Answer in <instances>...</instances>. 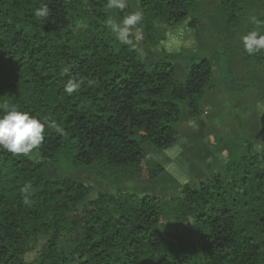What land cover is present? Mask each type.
<instances>
[{
  "label": "trees",
  "instance_id": "1",
  "mask_svg": "<svg viewBox=\"0 0 264 264\" xmlns=\"http://www.w3.org/2000/svg\"><path fill=\"white\" fill-rule=\"evenodd\" d=\"M138 2L145 35L131 47L105 27L106 0H0V102L65 130L46 123L28 156L0 150V264H264V148L246 149L264 145V128L247 129L264 102V51L250 56L240 40L253 18L264 21V0ZM42 4L44 19L34 15ZM160 21L214 45L232 124L204 136L222 168L165 198L151 192L165 167L145 144L165 151L181 138L184 110L203 116L214 67L163 36ZM70 78L85 81L72 95ZM77 231L72 250L59 245Z\"/></svg>",
  "mask_w": 264,
  "mask_h": 264
},
{
  "label": "rangeland",
  "instance_id": "2",
  "mask_svg": "<svg viewBox=\"0 0 264 264\" xmlns=\"http://www.w3.org/2000/svg\"><path fill=\"white\" fill-rule=\"evenodd\" d=\"M128 7L133 11L141 6L138 0H129ZM109 16L116 18L111 10L105 9ZM118 19V18H116ZM70 25L74 26L73 21ZM78 24L75 25V28ZM159 32L169 38L176 47H184L192 50H201L207 53V56L214 67V77L212 90L209 91L208 98L204 102L205 111L200 119L191 121L187 119V111H183V122L181 124V138L173 147L161 151L155 149L150 143L145 144V151L155 161L165 167V174L161 179L153 184L151 192L160 197H169L178 193L181 186L186 182H194L201 178L207 177L222 168L225 158L213 152L210 146L204 140L207 127H213L219 132L225 134L232 131V124L229 121L224 106L222 96L218 90L217 78L220 67V59L216 58L215 52H212V45L209 40L205 42V37L198 35L194 29H189L185 23L176 25H166L165 22L158 23ZM144 32L136 33L134 40L141 43L144 38ZM208 39V38H207ZM208 47H207V46ZM179 79H183V75L178 74ZM264 102H259V113L255 115V121H252L247 127L251 133H259L264 126ZM255 108H258V107ZM264 148L259 143H251L246 145L249 152H257ZM33 154V153H32ZM79 236V231L75 232L65 241L60 242V246L73 249L74 242ZM30 257V256H29Z\"/></svg>",
  "mask_w": 264,
  "mask_h": 264
},
{
  "label": "clouds",
  "instance_id": "3",
  "mask_svg": "<svg viewBox=\"0 0 264 264\" xmlns=\"http://www.w3.org/2000/svg\"><path fill=\"white\" fill-rule=\"evenodd\" d=\"M128 3L129 0H106L105 8L107 10H124L128 7ZM50 11L47 4H42L35 9L34 15L44 19L50 15ZM143 19V12L137 9L125 14L121 19L107 16L104 24L121 45L135 47L134 37L137 32L142 30ZM251 23L256 26L240 38L244 51L250 56L264 51V32L261 31L264 21L253 18ZM68 71V68L63 69L64 74H67ZM84 83L82 78H70L64 85V91L68 95L78 93ZM46 123L56 133L64 134V128L58 123L50 122L47 118L42 120L7 100L0 102V150L23 156L38 151L45 139ZM31 190L32 185L27 182L21 188L22 202L26 205L29 203Z\"/></svg>",
  "mask_w": 264,
  "mask_h": 264
},
{
  "label": "crops",
  "instance_id": "4",
  "mask_svg": "<svg viewBox=\"0 0 264 264\" xmlns=\"http://www.w3.org/2000/svg\"><path fill=\"white\" fill-rule=\"evenodd\" d=\"M258 105V104H257ZM256 105V106H257ZM255 106V107H256ZM263 106H264V104H263ZM254 107V109L252 110V113H251V115H250V118H249V120H250V123L252 122V121H255V115L257 116V114L259 113V106H257L258 108H255ZM263 128H264V126H263ZM221 133H223V132H221ZM251 133V132H250ZM252 134H258L257 132H255V133H252ZM219 155V154H218ZM180 190V189H179ZM179 192V191H178ZM164 198V197H163Z\"/></svg>",
  "mask_w": 264,
  "mask_h": 264
}]
</instances>
